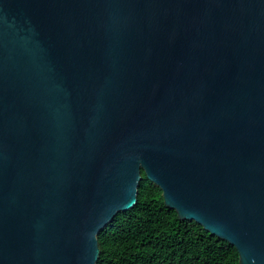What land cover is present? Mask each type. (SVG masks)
Returning <instances> with one entry per match:
<instances>
[{
    "label": "water",
    "instance_id": "obj_1",
    "mask_svg": "<svg viewBox=\"0 0 264 264\" xmlns=\"http://www.w3.org/2000/svg\"><path fill=\"white\" fill-rule=\"evenodd\" d=\"M143 171L264 264V0H0V264H97Z\"/></svg>",
    "mask_w": 264,
    "mask_h": 264
},
{
    "label": "trees",
    "instance_id": "obj_2",
    "mask_svg": "<svg viewBox=\"0 0 264 264\" xmlns=\"http://www.w3.org/2000/svg\"><path fill=\"white\" fill-rule=\"evenodd\" d=\"M142 175L138 203L99 233L97 264H240L234 246L181 219L166 206L162 189Z\"/></svg>",
    "mask_w": 264,
    "mask_h": 264
}]
</instances>
